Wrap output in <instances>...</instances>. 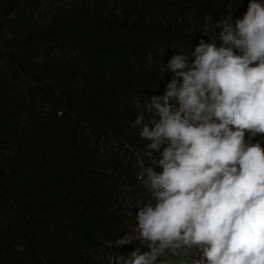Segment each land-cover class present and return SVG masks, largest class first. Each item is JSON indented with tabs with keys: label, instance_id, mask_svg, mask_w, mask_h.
<instances>
[{
	"label": "trees",
	"instance_id": "1",
	"mask_svg": "<svg viewBox=\"0 0 264 264\" xmlns=\"http://www.w3.org/2000/svg\"><path fill=\"white\" fill-rule=\"evenodd\" d=\"M248 5L0 0V264H123L116 257L149 250L109 246L137 235L152 199L138 179L151 141L133 122L154 116L144 104L164 94L168 61L187 53L191 67L201 40L222 45L215 22L235 25ZM177 251L156 264L189 258Z\"/></svg>",
	"mask_w": 264,
	"mask_h": 264
},
{
	"label": "clouds",
	"instance_id": "2",
	"mask_svg": "<svg viewBox=\"0 0 264 264\" xmlns=\"http://www.w3.org/2000/svg\"><path fill=\"white\" fill-rule=\"evenodd\" d=\"M215 27L222 45L201 40L191 67L187 53L175 54L164 94L145 101L154 116L133 122L151 141L152 166L141 161L138 179L152 199L136 214L137 235L109 246L140 240L149 250L116 257L123 264L177 250L189 257L182 264H264V139H255L264 138V3L249 0L235 25L229 15Z\"/></svg>",
	"mask_w": 264,
	"mask_h": 264
}]
</instances>
